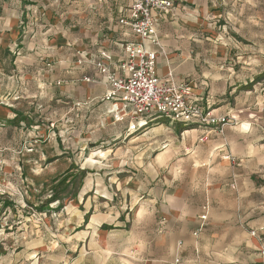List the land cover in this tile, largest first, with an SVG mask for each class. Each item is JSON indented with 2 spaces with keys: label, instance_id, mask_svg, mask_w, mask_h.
<instances>
[{
  "label": "rangeland",
  "instance_id": "1",
  "mask_svg": "<svg viewBox=\"0 0 264 264\" xmlns=\"http://www.w3.org/2000/svg\"><path fill=\"white\" fill-rule=\"evenodd\" d=\"M214 15L207 91L230 120L206 142L161 117L132 130L155 127L133 145L102 144L92 121L66 136L73 122L54 118L62 102L22 100L18 111L36 120L18 129L23 145L40 144L39 163L10 166L27 155L14 150L15 129L0 132L12 146L0 149V264H264V0H221ZM133 172L139 188L127 182Z\"/></svg>",
  "mask_w": 264,
  "mask_h": 264
},
{
  "label": "crops",
  "instance_id": "2",
  "mask_svg": "<svg viewBox=\"0 0 264 264\" xmlns=\"http://www.w3.org/2000/svg\"><path fill=\"white\" fill-rule=\"evenodd\" d=\"M169 1L170 7L164 11H156L161 38L158 50L163 51L157 56V73L165 76L172 71L177 81L186 80L191 83L194 93L204 98V105L206 99L212 104L210 96L214 95L207 91L205 58L206 44L213 41V37L207 29L213 26L214 13L221 0ZM132 2L133 0H53L45 3L33 0H0V132L15 129V138L17 139L18 134L21 140L19 144L16 140L14 150L27 155L24 160L16 155L19 160L14 163L11 161L10 166L17 167L13 165L16 163L19 168L25 166L26 169L37 170L39 163L40 144L37 142L35 145V142L30 141L23 145L26 138L24 135L27 134L18 129V125L24 120H36L33 113L18 111L23 99L35 107L42 104L41 99L62 102L61 113H55L54 118L73 122L71 125L68 123L69 127L63 128L61 133L66 136L71 135V131L81 134L87 130L86 121L94 122L90 123V127H96L94 131L101 137L97 141L102 144L118 141L133 145L154 131L155 127L148 126L147 129L133 133L129 130V118L115 120L109 113L111 103L103 100L110 83L97 65L102 61L110 69L118 71V66L126 58L123 44L137 41L138 37L131 28L120 23V18L129 14ZM44 27L46 31H43ZM103 53H107L108 57H103ZM165 122L154 124L165 125ZM189 128L200 133V142H206L213 133H218L209 131V128ZM30 133L35 134V131ZM201 137L204 140H200ZM113 145V151L122 147ZM8 147L12 146H5L0 142V149H11ZM49 150L48 148L43 152L44 157L45 154L49 156L48 165L57 155L54 152L50 154ZM4 162L6 169H9L7 159ZM135 175L134 172L129 174L130 180L127 182L132 187L139 188L141 183ZM33 178L36 180L38 177L31 176V184ZM207 203L210 205L209 220L211 202L207 199L204 205ZM199 221L200 219L198 224Z\"/></svg>",
  "mask_w": 264,
  "mask_h": 264
},
{
  "label": "built area",
  "instance_id": "3",
  "mask_svg": "<svg viewBox=\"0 0 264 264\" xmlns=\"http://www.w3.org/2000/svg\"><path fill=\"white\" fill-rule=\"evenodd\" d=\"M170 6L169 0H133L129 14L120 18V23L129 26L138 39L123 44L126 58L118 66V71L110 69L102 61L97 63L110 83L103 100L111 103L109 113L116 121L130 119V131L163 117L174 123L223 132L229 117L215 113L209 99L204 105V98L194 93L189 81H177L172 71L165 76L157 73V56L163 51L158 50L161 38L156 11H164ZM102 56L108 57V54L103 53ZM87 80L90 81L89 78ZM209 208V203L204 205L194 235L197 236L205 227ZM256 233L254 230L252 235Z\"/></svg>",
  "mask_w": 264,
  "mask_h": 264
}]
</instances>
